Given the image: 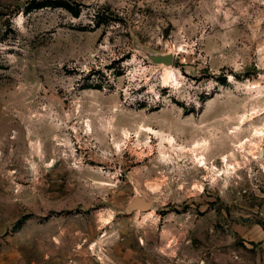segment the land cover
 <instances>
[{"label":"rangeland","instance_id":"rangeland-1","mask_svg":"<svg viewBox=\"0 0 264 264\" xmlns=\"http://www.w3.org/2000/svg\"><path fill=\"white\" fill-rule=\"evenodd\" d=\"M53 1L0 0V264H226L264 198V0Z\"/></svg>","mask_w":264,"mask_h":264},{"label":"crops","instance_id":"crops-1","mask_svg":"<svg viewBox=\"0 0 264 264\" xmlns=\"http://www.w3.org/2000/svg\"><path fill=\"white\" fill-rule=\"evenodd\" d=\"M264 171V151L261 159ZM235 230L244 239L242 252H233L226 264H264V198Z\"/></svg>","mask_w":264,"mask_h":264},{"label":"water","instance_id":"water-1","mask_svg":"<svg viewBox=\"0 0 264 264\" xmlns=\"http://www.w3.org/2000/svg\"><path fill=\"white\" fill-rule=\"evenodd\" d=\"M145 54L152 62L163 63L165 65H170L173 62V57H174V53L172 51H167V52L146 51ZM153 203L154 201L152 199L147 198L145 195L135 194L124 205L123 211L125 213H130L136 209L145 211L147 209H150L153 206Z\"/></svg>","mask_w":264,"mask_h":264},{"label":"bare ground","instance_id":"bare-ground-1","mask_svg":"<svg viewBox=\"0 0 264 264\" xmlns=\"http://www.w3.org/2000/svg\"><path fill=\"white\" fill-rule=\"evenodd\" d=\"M164 69H166L167 71L168 70H171V69H169L168 67H165ZM169 76H171V75H169ZM257 133H259V134H262V132L261 131H257ZM164 139H165V141H168L169 143H172L173 142V140H174V137H172V135H165V137H164ZM201 144V146L203 145L204 146V144H206V140H204L202 143H199V142H196V143H194L193 144V147H195V146H199ZM191 148V147H190ZM198 149H200V147H197ZM196 149V148H195ZM192 152H193V155H194V159L197 161V163H199L200 165H205V161H204V157L202 156V154H200V153H194V151L193 150H191ZM223 159L226 161V157L225 156H223Z\"/></svg>","mask_w":264,"mask_h":264},{"label":"trees","instance_id":"trees-1","mask_svg":"<svg viewBox=\"0 0 264 264\" xmlns=\"http://www.w3.org/2000/svg\"><path fill=\"white\" fill-rule=\"evenodd\" d=\"M56 5H60L65 7L66 9H68L69 11H71V13L77 15L79 13V6L78 5H73L71 3H69L68 1L65 0H54L53 1ZM95 16H98V18H100V14L99 12L96 13Z\"/></svg>","mask_w":264,"mask_h":264},{"label":"built area","instance_id":"built-area-1","mask_svg":"<svg viewBox=\"0 0 264 264\" xmlns=\"http://www.w3.org/2000/svg\"><path fill=\"white\" fill-rule=\"evenodd\" d=\"M62 264H77L74 257H68Z\"/></svg>","mask_w":264,"mask_h":264}]
</instances>
